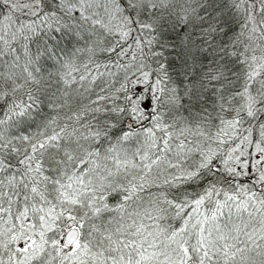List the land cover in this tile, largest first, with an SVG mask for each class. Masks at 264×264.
<instances>
[{
    "label": "snow or ice",
    "instance_id": "snow-or-ice-1",
    "mask_svg": "<svg viewBox=\"0 0 264 264\" xmlns=\"http://www.w3.org/2000/svg\"><path fill=\"white\" fill-rule=\"evenodd\" d=\"M0 264H264V0H0Z\"/></svg>",
    "mask_w": 264,
    "mask_h": 264
}]
</instances>
